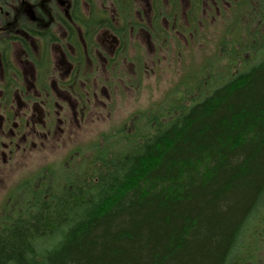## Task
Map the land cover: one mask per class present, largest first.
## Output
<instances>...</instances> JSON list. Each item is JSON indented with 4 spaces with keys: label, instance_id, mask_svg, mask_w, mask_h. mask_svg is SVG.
<instances>
[{
    "label": "trees",
    "instance_id": "1",
    "mask_svg": "<svg viewBox=\"0 0 264 264\" xmlns=\"http://www.w3.org/2000/svg\"><path fill=\"white\" fill-rule=\"evenodd\" d=\"M220 1L231 14L219 50L235 71L221 83L209 72L188 104L105 136L114 149L56 191L51 177L29 187L25 210L1 225L0 264H263L264 0ZM200 12H187L193 32Z\"/></svg>",
    "mask_w": 264,
    "mask_h": 264
},
{
    "label": "flooded vegetation",
    "instance_id": "2",
    "mask_svg": "<svg viewBox=\"0 0 264 264\" xmlns=\"http://www.w3.org/2000/svg\"><path fill=\"white\" fill-rule=\"evenodd\" d=\"M96 1L0 0V174L21 157L61 143L73 123L81 125L90 97L106 92L90 79L96 63L126 60L132 33L157 37L153 23L161 24L154 18L161 9L155 2L172 0H141L148 10L130 15L131 27L129 0H101L112 4L111 11L90 9ZM182 1L187 17L192 0ZM170 6L162 9L169 19L161 18L169 29L176 15Z\"/></svg>",
    "mask_w": 264,
    "mask_h": 264
},
{
    "label": "rangeland",
    "instance_id": "3",
    "mask_svg": "<svg viewBox=\"0 0 264 264\" xmlns=\"http://www.w3.org/2000/svg\"><path fill=\"white\" fill-rule=\"evenodd\" d=\"M203 1L196 32L188 26L184 1H159L161 11L154 18L161 20L163 30L169 35L163 34L159 39V35L156 37L147 31L137 35L132 33L126 48V60L118 64L110 63L106 67L96 63L90 79L97 89L100 87L99 90L105 86L106 92H97L94 98L90 97L88 112L81 125L73 123L61 138V143L45 144L41 150L21 157L0 174V228L25 210L23 199L30 201V198L24 197L23 193L29 187L36 190L47 187L51 177L50 186L55 190L69 170L87 169L89 160L95 158L98 150L102 153L114 149L117 138L105 136L117 132L130 135L135 128L143 127L148 114L159 117L165 111L168 115L188 104L191 97L198 93L196 88L202 87L198 81L203 76L207 78L209 72L214 75L210 82L221 83L229 73L235 71L237 65L228 66L230 60L225 52L219 50L226 33L222 28L225 25L222 17L231 6L220 0ZM88 4L90 9H113L110 2L101 0ZM169 4L170 7L174 5L176 10V15L170 16L171 22L175 16L179 19L174 21L177 29H169L170 23L166 24L161 19L162 9ZM129 5L126 21L131 27L134 22L130 15L138 17L141 8H148L141 0H129ZM221 6L226 9L221 11ZM192 13L197 15L198 10ZM228 14L231 12L228 11ZM147 16L149 20L152 19L150 15ZM88 68L90 70V65ZM68 165H71V169ZM257 250L264 264L263 235L258 240Z\"/></svg>",
    "mask_w": 264,
    "mask_h": 264
}]
</instances>
